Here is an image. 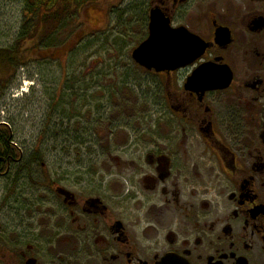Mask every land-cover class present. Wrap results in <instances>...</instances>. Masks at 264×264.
Returning a JSON list of instances; mask_svg holds the SVG:
<instances>
[{"label": "flooded vegetation", "instance_id": "af4514ba", "mask_svg": "<svg viewBox=\"0 0 264 264\" xmlns=\"http://www.w3.org/2000/svg\"><path fill=\"white\" fill-rule=\"evenodd\" d=\"M99 2L86 11L106 28L122 10ZM154 11L205 50L176 71L133 60L165 109L152 130L102 150L122 159L112 172L39 183L37 158L21 154L18 181L32 191L0 217V264H264V0H149L130 13L144 40Z\"/></svg>", "mask_w": 264, "mask_h": 264}, {"label": "rangeland", "instance_id": "374dc122", "mask_svg": "<svg viewBox=\"0 0 264 264\" xmlns=\"http://www.w3.org/2000/svg\"><path fill=\"white\" fill-rule=\"evenodd\" d=\"M116 1L100 0L98 10ZM124 5L126 11L111 17L116 23L104 28V19L96 23L95 10L81 13L80 4L55 28L49 45H42L48 30L40 28L34 41L23 43L13 68L0 67V125L11 129L19 158L33 152L39 183L49 175L84 184L91 165L100 175L112 172L111 162L122 159L105 157L103 151L152 130L163 114L158 80L132 59L144 38L132 22L137 13H130L149 7V0H125ZM24 19L23 1L0 0V50L14 48ZM27 160L0 177V217L14 201L30 196V181H18L17 175Z\"/></svg>", "mask_w": 264, "mask_h": 264}, {"label": "trees", "instance_id": "16d2710c", "mask_svg": "<svg viewBox=\"0 0 264 264\" xmlns=\"http://www.w3.org/2000/svg\"><path fill=\"white\" fill-rule=\"evenodd\" d=\"M11 1V0H9ZM25 3V19L17 43L13 49L0 50V67H14L18 62L23 43L34 41L40 28L48 30L42 45L47 44L52 38L55 28L67 17L74 15L73 8H79L80 4H87L94 0H21ZM81 8V7H80ZM69 25V24H68ZM67 25V26H68ZM41 29V30H42ZM55 30V31H54ZM59 41L58 39H55ZM40 42V43H41ZM62 42V41H59ZM51 41L48 43V45ZM48 48V47H47ZM17 56V58H16ZM0 85H2L0 83ZM12 132L9 126L0 125V177L7 172V168L15 166L19 160L16 154L18 150L12 143ZM32 162V161H31ZM38 163V161H37Z\"/></svg>", "mask_w": 264, "mask_h": 264}, {"label": "water", "instance_id": "95a60500", "mask_svg": "<svg viewBox=\"0 0 264 264\" xmlns=\"http://www.w3.org/2000/svg\"><path fill=\"white\" fill-rule=\"evenodd\" d=\"M221 31H217V39L222 38ZM197 41L200 40L186 30L170 28L165 17L154 11L149 37L133 52V60L148 71H176L201 56L206 47ZM208 72L210 69L203 68L191 78L190 84ZM222 81L223 79H220V82ZM210 82L215 87L219 80L211 79Z\"/></svg>", "mask_w": 264, "mask_h": 264}]
</instances>
